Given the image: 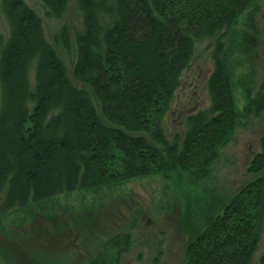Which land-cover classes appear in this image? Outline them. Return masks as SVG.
Segmentation results:
<instances>
[{
	"label": "trees",
	"instance_id": "16d2710c",
	"mask_svg": "<svg viewBox=\"0 0 264 264\" xmlns=\"http://www.w3.org/2000/svg\"><path fill=\"white\" fill-rule=\"evenodd\" d=\"M61 18L70 0H41ZM75 85L42 18L24 0H0V222L59 195L182 170L200 185L237 129L264 113V82L238 107L227 49L235 26L256 43L260 0H77ZM55 43L69 50L64 26ZM211 47L209 104L182 130L165 122L198 42ZM99 102L100 112L93 96ZM249 164L255 178L187 244L189 264H253L264 236V135ZM108 239L90 263L120 264L130 233ZM124 243V245H122ZM259 264H264V252Z\"/></svg>",
	"mask_w": 264,
	"mask_h": 264
},
{
	"label": "rangeland",
	"instance_id": "374dc122",
	"mask_svg": "<svg viewBox=\"0 0 264 264\" xmlns=\"http://www.w3.org/2000/svg\"><path fill=\"white\" fill-rule=\"evenodd\" d=\"M24 1L42 18L46 37L64 61L71 81L87 87L73 76L78 54L75 35L82 30L77 0H70L66 13L58 19L46 16L41 0ZM260 2L256 43L243 41L245 29L241 23L228 40V70L238 107L247 99L246 87L255 86V94L264 82V0ZM64 26L71 38L69 50L55 43V36ZM0 35L5 40L9 35L1 9ZM211 51L208 42L197 43L192 66L184 74L183 88L165 122L169 132L182 130L187 114L208 106L206 80L213 69ZM92 96L101 114L99 102ZM263 135L264 113L245 121L222 150L210 178L200 185L191 184L178 169L166 176L136 178L59 195L15 212L0 222V264L90 263L108 239L120 235L125 241V232L130 233L131 240L125 243L120 264H189V240L255 178L248 168L261 150ZM263 252L264 236L253 264H259Z\"/></svg>",
	"mask_w": 264,
	"mask_h": 264
}]
</instances>
